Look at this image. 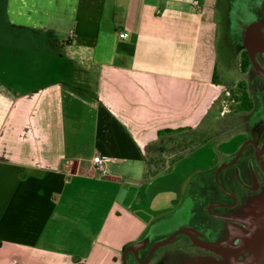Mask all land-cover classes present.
<instances>
[{
  "label": "crops",
  "instance_id": "crops-1",
  "mask_svg": "<svg viewBox=\"0 0 264 264\" xmlns=\"http://www.w3.org/2000/svg\"><path fill=\"white\" fill-rule=\"evenodd\" d=\"M219 1L0 0V57H25L0 82L37 80L0 83V264H125L126 246L141 256L168 234L149 227L181 191L153 187L169 166L149 157L223 93ZM97 156L116 160L104 172Z\"/></svg>",
  "mask_w": 264,
  "mask_h": 264
},
{
  "label": "rangeland",
  "instance_id": "rangeland-1",
  "mask_svg": "<svg viewBox=\"0 0 264 264\" xmlns=\"http://www.w3.org/2000/svg\"><path fill=\"white\" fill-rule=\"evenodd\" d=\"M259 10H261V15H259ZM259 16L261 17L260 20L256 21ZM215 21L217 25V74L220 84L223 86V93L198 130L194 132L188 130L175 134L172 140L168 142L161 139L156 144L159 153L155 155L154 151L151 152L150 164L156 163L164 169L169 166L166 171L162 172L161 176L163 177L156 180L153 187L176 189L181 191V197L179 204L174 205V211L169 210L167 214L160 216L165 219L163 225H160V220L157 224L152 223L150 225L149 237L159 236L157 234L163 235L166 231L170 236L175 233V226L185 223L201 230L210 237L221 238L223 236L225 230L217 227L215 220L206 219L208 215L203 210L205 205L219 199L221 195L219 193L213 200L215 192L210 190L204 181H201L200 176L203 175L209 179L210 176H214L216 167L225 158L220 154L237 149L240 138L230 142L232 136L242 129H246L250 136L254 133L258 121L264 120V78L254 69L252 64L247 67L246 72L243 68V54H249L250 42L257 39L264 46V0H220L216 8ZM15 57L24 62V56L17 52L13 55L11 52V54L8 53L4 57H0V62L4 64L0 66L5 69H12L13 61L11 59ZM254 59L259 69L264 72V53L254 55ZM32 67L34 66L16 65V68L22 71V75L29 78L38 75L32 70ZM25 81L28 82L2 81L0 83L8 85V87H11L9 86L10 82L13 84L20 83L24 90L36 87L37 83L35 82L37 80ZM240 82L246 83V87L254 100L255 106L250 112L243 113L236 109L237 105L233 99L234 91ZM199 136L202 141H197ZM220 143L222 144L219 145ZM172 145H175L177 149L174 157H170ZM130 163L122 166H127ZM211 165L212 169L210 168ZM250 197L245 200L246 206L236 211L242 217L258 214L264 209V192L260 195L253 193ZM251 232L254 230L247 232L243 230V233L246 234ZM165 253L164 248H160L147 264H182L181 256L166 257ZM145 254L146 252L140 256L143 261ZM246 256L247 258L238 264H264V248L249 255L246 254ZM240 258L242 259V257ZM134 259L135 257L131 256V261H128L127 264H131V262L137 264ZM208 264L233 263L231 256L216 255Z\"/></svg>",
  "mask_w": 264,
  "mask_h": 264
},
{
  "label": "flooded vegetation",
  "instance_id": "flooded-vegetation-1",
  "mask_svg": "<svg viewBox=\"0 0 264 264\" xmlns=\"http://www.w3.org/2000/svg\"><path fill=\"white\" fill-rule=\"evenodd\" d=\"M252 48L255 49L254 55H256L264 53L261 50L263 46L257 45L253 41L250 42L248 56L254 69L258 72L257 63L254 64L250 57ZM258 122L254 133L250 136L246 129H242L232 136L230 142L240 138L237 149L225 152V158L216 167L214 176H210V179L203 175L200 176L201 181H204L208 188L215 192L213 200L219 193L221 195L219 199L205 205L203 210L208 215L205 218L216 222L224 221L235 227H228V231L226 229L221 238H213L199 229L188 226L187 223L180 224L175 229V233H180L169 242L153 251L156 244L165 241L173 234H169L170 236L167 234L159 242L148 245L144 257L146 261L140 259L138 252L129 251L128 253H132L135 257V263L147 264L160 248H164L166 257L179 255L182 264H208L216 255L231 256L232 263L238 264L247 258L246 254L249 255L255 250L264 248V209L252 216L244 215L242 217L236 213L246 206L245 200L251 198V194L260 195L264 192V120ZM243 230L245 232L254 230V232L246 234L243 233ZM249 235L254 236L256 240L245 242L244 237L249 239ZM231 242L233 243L229 244ZM227 251L231 252L226 253Z\"/></svg>",
  "mask_w": 264,
  "mask_h": 264
},
{
  "label": "trees",
  "instance_id": "trees-1",
  "mask_svg": "<svg viewBox=\"0 0 264 264\" xmlns=\"http://www.w3.org/2000/svg\"><path fill=\"white\" fill-rule=\"evenodd\" d=\"M243 55H244L243 68H244V71L246 72L247 71V67L249 65H251V60H250V58H249L247 53L246 54L244 53ZM217 78H218V75L215 72V76H214L215 82H217ZM233 99H234L235 104L237 105L236 109L239 112H243V113L250 112L254 108L253 98H252L250 92L248 91V88L246 87V83L245 82H240L239 83L238 88H236V90L234 91V98ZM215 105H216V103H215ZM215 105H214V107H215ZM212 110H211V112H212ZM199 128H197V129H189V131L194 132V131L198 130ZM184 131L185 130H182V129H179V130L167 129V130H161L159 132V135L162 136L165 133H168V134L181 133V132H184ZM198 140L202 141V138H200V136H199L197 141ZM127 247L128 246H126L124 248V250Z\"/></svg>",
  "mask_w": 264,
  "mask_h": 264
},
{
  "label": "water",
  "instance_id": "water-1",
  "mask_svg": "<svg viewBox=\"0 0 264 264\" xmlns=\"http://www.w3.org/2000/svg\"><path fill=\"white\" fill-rule=\"evenodd\" d=\"M254 39V38H253ZM252 42V41H251ZM253 42H255V44H257V45H262V43L259 41V40H257V39H254L253 40ZM263 46V45H262ZM261 50L262 51H264V46H263V48H261ZM254 54H255V49H251L250 50V57H251V59H252V61H253V63L254 64H256V62H255V59H254ZM258 68V67H257ZM258 72H259V74H261L263 77H264V72H262L259 68H258ZM233 219H235V220H239L238 218H233ZM180 232H176V233H174L172 236H170L169 238H167L165 241H163V242H160V243H158V244H156L155 246H154V248H153V251L157 248V247H159V246H162L163 244H165V243H167V242H169L170 240H172L176 235H178ZM140 246H141V244L140 243H135V244H133V245H131V246H128L127 248H126V250H125V252H124V261H125V263L127 264V254H128V252L129 251H132V252H138V249L140 248ZM228 252H231V251H227L226 253H228Z\"/></svg>",
  "mask_w": 264,
  "mask_h": 264
},
{
  "label": "built area",
  "instance_id": "built-area-1",
  "mask_svg": "<svg viewBox=\"0 0 264 264\" xmlns=\"http://www.w3.org/2000/svg\"><path fill=\"white\" fill-rule=\"evenodd\" d=\"M120 37L121 38H127L129 36V34L127 32H121L120 34ZM113 160H116V158L114 157H106V156H97L94 158V162L95 164L101 168L104 172H105V167H106V164L109 162V161H113Z\"/></svg>",
  "mask_w": 264,
  "mask_h": 264
},
{
  "label": "bare ground",
  "instance_id": "bare-ground-1",
  "mask_svg": "<svg viewBox=\"0 0 264 264\" xmlns=\"http://www.w3.org/2000/svg\"><path fill=\"white\" fill-rule=\"evenodd\" d=\"M254 33V32H253ZM249 35V34H248ZM245 236H247V235H245ZM256 239H255V237L254 236H252V235H249V239H247V238H245L244 237V241L246 242H253V241H255ZM259 250H261V249H259ZM253 251V250H252ZM255 251H257V250H255Z\"/></svg>",
  "mask_w": 264,
  "mask_h": 264
}]
</instances>
